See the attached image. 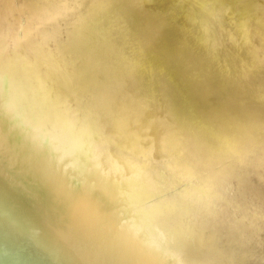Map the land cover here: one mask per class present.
<instances>
[{"label": "bare ground", "instance_id": "obj_1", "mask_svg": "<svg viewBox=\"0 0 264 264\" xmlns=\"http://www.w3.org/2000/svg\"><path fill=\"white\" fill-rule=\"evenodd\" d=\"M237 2L263 51L264 0ZM20 9L33 28L13 40ZM224 9L0 0L2 243L49 264H264V84Z\"/></svg>", "mask_w": 264, "mask_h": 264}, {"label": "rangeland", "instance_id": "obj_2", "mask_svg": "<svg viewBox=\"0 0 264 264\" xmlns=\"http://www.w3.org/2000/svg\"><path fill=\"white\" fill-rule=\"evenodd\" d=\"M232 1L233 0H227L226 2H225V0H223V1L222 0H215V2L219 3V5H220V7L222 8L223 11H225L224 7L226 8V10L227 9L230 10L231 8H233L231 10L232 11H236V13L233 12L234 13V18L235 19H239L240 22H242V25H244L243 31L242 32H238L236 34V36H235L237 42H235V43L232 42L234 44L235 48L238 47V51L237 52H235V51L233 52V58L235 56H238V59H240V60H238V62L235 60V64H237L236 66L238 67V69H242L238 65L243 63V60L241 58L245 57V61H246L245 65L247 66L248 71L251 74L250 78H248V81L254 82V83H257V84H259L262 81L263 84H264V49H263V51H260V50H252V49L249 48V43L250 42H254L255 40H257L255 35H257L256 32L258 33V30L255 29V26H253L252 24L247 23L245 21V19H244L245 16H243V15L241 16L240 15V13H241L240 5L241 4H239L238 2L237 3H232ZM13 7H10L11 13H9V16L13 15V12H12ZM109 7L110 6H108V8ZM20 10H25V12H17L16 15L14 14L15 22L10 24V25H12V27L14 29V31H11L12 32V37L11 38L13 39V36L16 34V39L17 40H20L21 37H23L22 34L28 35L29 33H31L32 28H33L31 20H30L28 14H27V11H29V10H27V9H20ZM99 10H104L105 14H108V10H105L102 5H100ZM35 15H38V14H35ZM25 18H29V19L25 20ZM87 18L89 20H91V16H89ZM25 22L28 23V24L26 25ZM91 22H92V20H91ZM256 22L260 23L259 21H256ZM37 26L48 27V24H39ZM96 26H97V28L95 29V31H99V28L102 27L103 25L98 24ZM45 31H46V34H48V30L47 29H43L42 30V34L43 35H46V34H44ZM61 32H63V31H61ZM42 34H38V35L34 34V36L30 40L33 42V41L37 40L39 37H41ZM66 36H67L66 32L63 35H61V37H66ZM25 39L26 38H24V40ZM87 39L90 42L89 47H96L98 45V43L101 41L99 39L93 38L91 35H88ZM84 40L85 39H83L82 41H84ZM4 41H7V40H1L0 44L2 42H4ZM49 41H50V44H51V43H53L55 41V38L54 39L51 38ZM42 43H44V44H42ZM50 44H46L45 42L40 40L38 44L34 43L33 45H29L30 49L32 50L31 56L34 57V59H37V57H40L39 60H37V62H42V60L45 58L42 47H49ZM239 49H242V52H240ZM261 50H262V48H261ZM244 52H245V55H242V53H244ZM240 55H241V57H240ZM42 69H45V71L49 70V68H47V67H42ZM59 82L65 86V83L63 82L62 79H60ZM12 95H13L12 90H9V95H3L2 97H0V103H5V102L9 101V105L11 106V101H13L15 99V97L12 96ZM61 141L64 142V140H61ZM180 190H182V189H180ZM169 218L172 219L173 215H170ZM170 219H169V221H170L171 225H173L172 221ZM178 220L183 225H186V222H184L183 219H179L178 218ZM173 226L175 227V225H173ZM184 241L187 244L193 243V240H191L189 238H187Z\"/></svg>", "mask_w": 264, "mask_h": 264}, {"label": "water", "instance_id": "obj_3", "mask_svg": "<svg viewBox=\"0 0 264 264\" xmlns=\"http://www.w3.org/2000/svg\"><path fill=\"white\" fill-rule=\"evenodd\" d=\"M6 242L0 237V243ZM6 247L0 249V262L2 264H35V260L37 261L36 264H49L43 262L42 257L35 256L29 254L27 250L25 252L22 251L21 248H18L13 245H9L8 243H2ZM18 250H20L19 253Z\"/></svg>", "mask_w": 264, "mask_h": 264}]
</instances>
